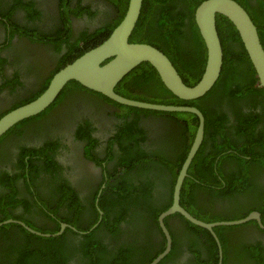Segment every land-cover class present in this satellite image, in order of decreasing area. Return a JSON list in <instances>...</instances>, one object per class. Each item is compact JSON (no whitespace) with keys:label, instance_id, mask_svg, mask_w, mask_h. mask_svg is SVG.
Returning a JSON list of instances; mask_svg holds the SVG:
<instances>
[{"label":"flooded vegetation","instance_id":"1","mask_svg":"<svg viewBox=\"0 0 264 264\" xmlns=\"http://www.w3.org/2000/svg\"><path fill=\"white\" fill-rule=\"evenodd\" d=\"M122 2L0 0V115L46 82L48 86L68 65V60L62 62L69 51L65 41L116 21ZM250 4L257 12V0ZM256 18L264 29V17L256 13ZM145 19L132 43H140L148 21L155 18L151 14ZM182 37V49L189 46L190 52L183 58L186 66L175 64L190 76L206 50L201 40L194 52L191 35ZM255 87L261 89L258 81ZM236 90L235 84L219 85L206 100L200 97L191 104L193 100L179 99L188 103L178 104L147 63L114 89L129 100L200 112L202 100L210 114L224 113L221 130L231 144L215 151L212 139L204 135L201 112L203 138L187 168L179 205L205 223L258 215L214 227L219 244L181 214L169 215L163 225L170 250L157 264H264V110L256 103L259 94ZM95 93L68 83L45 111L0 137V264H151L165 251L159 216L172 205L198 119L121 105ZM211 129L216 131L213 125ZM251 133L256 137H248ZM215 137L220 140L217 133ZM7 221L12 222L2 224ZM39 238H57L62 244ZM23 250L34 254L24 257Z\"/></svg>","mask_w":264,"mask_h":264},{"label":"water","instance_id":"2","mask_svg":"<svg viewBox=\"0 0 264 264\" xmlns=\"http://www.w3.org/2000/svg\"><path fill=\"white\" fill-rule=\"evenodd\" d=\"M143 0H128L121 21L98 46L86 51L59 70L46 89L34 100L20 105L0 117V137L23 120L37 116L50 107L64 87L74 81L112 101L135 108L175 113H189L197 117L198 126L188 155L179 171L171 207L159 216V224L166 237V249L151 264H157L170 250V236L163 219L179 213L195 226L207 230L218 243L214 227L232 226L257 218V213L233 222L205 223L191 217L179 205V194L187 168L203 138V116L194 107L162 106L141 103L117 95L116 85L142 63L149 64L158 74L165 88L181 100H195L207 94L219 79L223 65V50L216 29V17L225 18L235 29L255 72L258 86L264 91V48L257 27L247 11L235 0H204L194 11V23L206 50V61L200 80L193 86L183 83L169 58L159 49L145 43H132L130 37L141 14ZM12 221L3 222L2 224ZM39 235V234H38ZM219 244V243H218Z\"/></svg>","mask_w":264,"mask_h":264},{"label":"trees","instance_id":"3","mask_svg":"<svg viewBox=\"0 0 264 264\" xmlns=\"http://www.w3.org/2000/svg\"><path fill=\"white\" fill-rule=\"evenodd\" d=\"M202 1L204 0H143L141 14L135 26V29L131 35L130 40H134L135 38H137L136 37L137 32H141V30L145 28V22H147L145 17H147V15L152 14L154 15L155 19L148 21L149 23L148 29L145 30L144 36L141 39V41L139 40L140 43L142 42L148 43L156 47L160 51H162L169 58V60L171 61L173 66H175V68H177V65L175 63L179 61L182 63V65L186 66V60L183 58L185 57L186 53L190 52V47L186 46V50L182 49L178 36L180 35L183 36L182 38H184V36L191 35L193 43L190 45L194 47L193 49L194 52L197 51L199 47L202 45L201 38L198 34L193 18L196 7ZM235 1L238 2L247 11L252 21L254 22L255 26H257L259 38L262 46L264 47V40L262 36V34H264V29L262 24L256 18V13H259L264 17V10H263L264 0H257V10H256L257 12H255V7L251 6L250 4L251 0L250 1L235 0ZM122 3H123L121 10L122 13L121 15H119L116 21L114 18H112L111 20L106 21L104 23V27L98 29L94 34H87L86 32H83V34L80 36L79 39L74 40L73 42L65 41L69 51L62 60V62L68 60V62L67 61L66 62L67 64H69L73 60L81 56L83 53H85L86 51L101 44L109 36L111 31L121 20L127 5V0H123ZM184 21L185 22L187 21V23H183ZM183 28L187 29L189 34L186 31H184ZM216 29L223 50V65L219 79L217 80L213 88L200 99L206 100L207 98H210L212 93L215 92V89L218 88L219 85H221L222 87L229 85V87H231L232 85L235 84L237 86L236 92L239 91L244 93L246 92L245 89H247L251 93L259 94L258 95L259 100L256 103L261 104L264 110V91L262 89H257L255 87L257 83V79L254 76L255 72L252 68V65L247 57V54L244 50V47L235 29L225 18L221 16L216 17ZM80 43H82V48L81 46H79ZM235 45L238 47L237 50H235L234 48L236 47ZM56 49L59 52L60 47L57 46ZM205 61H206V54L204 52L201 62H199L197 65L194 66V68L196 67L197 68L195 72H190V76H188L184 72L183 73L180 72V70L177 68L180 72V77L185 85L193 86L200 80L204 70ZM187 65L190 64L187 63ZM70 83H76V82L72 81ZM241 86L243 88H240ZM46 87H47V82L44 84V86L41 89L37 90L33 95H31L29 99L21 102L12 109L34 100L46 89ZM226 92L230 93L231 97L236 96L233 93L234 92L233 90H228ZM170 96L173 99H175V101H177L178 104H180L181 102H183L184 104L188 103V102L180 101L178 98H175L172 95ZM198 101H200L199 108L205 118L204 135L205 137H208V139H212L214 150L215 151L221 150L226 145H230L231 143L228 141L226 134L223 132L224 130H221L223 129L224 126L222 121L225 120L226 117L225 114L224 113H220V115H217L216 113L215 115L210 114L207 108L205 109V101L202 100H198ZM193 103L196 104L198 102L196 100H193L191 104ZM125 108H129V107H125ZM129 109H134V108H129ZM134 110H138V109H134ZM171 114L173 116L182 115V113H171ZM248 117L250 119L254 118L252 115ZM193 121L197 122V119L194 116H193ZM24 122L25 120H23V122L21 121L20 123L16 124L13 128L10 129L9 132H12L15 127L20 126ZM212 125L216 129L215 132L217 133V135H220L219 141L215 137L216 133L211 132ZM192 130L190 131L191 135H193ZM254 136L256 137V134L251 133L248 137L254 138ZM262 143L264 144V142ZM198 154H202L201 149L198 151ZM209 155H212V152H209ZM23 232L24 234L27 235L29 234L27 231H23ZM91 234H89V236ZM29 235L31 236V234ZM39 240L55 243V246H58L57 245L58 243L62 244L60 240L57 238H50L45 240L39 238ZM27 243L29 245L32 244L31 241H27ZM96 246H98L97 243ZM22 254L24 255V257H31V255H33L34 252L23 250ZM20 264H24V263H20Z\"/></svg>","mask_w":264,"mask_h":264}]
</instances>
